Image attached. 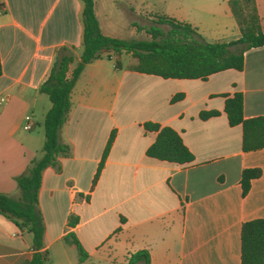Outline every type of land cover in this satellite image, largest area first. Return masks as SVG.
I'll list each match as a JSON object with an SVG mask.
<instances>
[{
  "label": "crops",
  "instance_id": "crops-1",
  "mask_svg": "<svg viewBox=\"0 0 264 264\" xmlns=\"http://www.w3.org/2000/svg\"><path fill=\"white\" fill-rule=\"evenodd\" d=\"M0 193L19 196L15 181L42 153L43 121L51 107L39 91L56 49L82 51L81 0H0ZM95 0L102 34L120 33L113 10L141 19L140 27L164 15L190 23L208 42L240 37L231 0ZM264 31V0H255ZM115 15V16H112ZM130 20L137 31L136 21ZM130 36V35H129ZM128 39H130L128 37ZM134 59V60H131ZM125 59V60H124ZM101 55L83 68L70 95L67 120L59 131L67 156L59 170L43 171L38 200L45 225L46 264H119L147 250L150 264H240L241 227L264 219V148L244 152L242 128L231 126L225 95L241 92L245 118L264 115V45L244 53L242 70L226 69L206 79H164ZM176 93H183L171 101ZM218 115L201 119V111ZM31 116V129L25 117ZM151 121L173 128L193 154L177 164L146 155L156 132ZM114 139L95 181L106 143ZM260 168L242 194L241 174ZM71 216L78 218L69 225ZM73 233L88 253L78 261ZM32 234L0 213V264H30Z\"/></svg>",
  "mask_w": 264,
  "mask_h": 264
},
{
  "label": "trees",
  "instance_id": "trees-1",
  "mask_svg": "<svg viewBox=\"0 0 264 264\" xmlns=\"http://www.w3.org/2000/svg\"><path fill=\"white\" fill-rule=\"evenodd\" d=\"M82 2V51L80 59L69 73L70 64L75 60L74 47L63 45L56 49L50 73L40 85L39 91L48 96L51 107L46 112L44 127V143L41 156L32 159L26 170L16 176L15 181L19 196L13 198L0 193V213L10 217L20 229H26L32 234L33 256L30 264H46L47 250H44L45 225L39 209V188L43 171L48 167L59 170L60 156L69 154V146L59 140V131L70 109V95L74 84L86 64L105 55L114 61L115 67H120L118 59L122 53L130 54L136 59L133 69L140 73L152 74L164 79H206L208 76L226 70H242L244 53L252 48L264 45V31L255 0H231L229 6L239 26L240 37L229 42H208L190 23L175 18L159 15L152 24L140 27L144 30L145 39H121L102 34L95 15V0ZM4 3L0 1V8ZM161 25H167L163 29ZM104 51L98 57L94 54ZM2 72L0 62V75ZM224 112L231 126L240 125L242 128V150L244 152L264 148V115L245 118L243 114V95L235 92L225 95ZM183 93H176L171 101H177ZM217 110L201 111L199 117L207 119L218 115ZM145 129L156 132L154 142L147 148L146 155L161 161L180 165L193 161V154L183 143L180 135L169 126L146 121ZM114 139L111 133L101 161L98 165L93 182L95 183L104 160ZM261 175L260 168H247L241 174L242 194L249 191L251 180ZM78 221L71 216L69 225L74 226ZM241 263L264 264V219L246 221L241 227ZM73 243L78 252V261L88 258V253L82 247L73 233L65 237ZM119 264H150L147 250H138L131 254L127 261Z\"/></svg>",
  "mask_w": 264,
  "mask_h": 264
},
{
  "label": "rangeland",
  "instance_id": "rangeland-1",
  "mask_svg": "<svg viewBox=\"0 0 264 264\" xmlns=\"http://www.w3.org/2000/svg\"><path fill=\"white\" fill-rule=\"evenodd\" d=\"M128 6V1L127 0H124L123 3H122V7H126ZM115 12V15H119V18L116 17L115 15L112 14V16H115L116 17V21L119 22L117 25H118V28L120 29V33L125 35V37L128 39V37L130 39H137V38H140V39H145L147 38V35L146 33L144 32V34H141V35H135V28L133 26H130V20L133 21L134 20V17H132V15L129 13H127V15H123L120 10H113ZM136 21V26L138 25H141V19H136L134 20ZM161 27L163 29H167L168 26L167 25H161ZM130 35V36H129ZM120 59V57L118 58ZM125 60V59H124ZM131 60H134L131 58Z\"/></svg>",
  "mask_w": 264,
  "mask_h": 264
},
{
  "label": "built area",
  "instance_id": "built-area-1",
  "mask_svg": "<svg viewBox=\"0 0 264 264\" xmlns=\"http://www.w3.org/2000/svg\"><path fill=\"white\" fill-rule=\"evenodd\" d=\"M26 124H25V129L29 130L31 129L32 123H31V116L27 115L25 117Z\"/></svg>",
  "mask_w": 264,
  "mask_h": 264
},
{
  "label": "water",
  "instance_id": "water-1",
  "mask_svg": "<svg viewBox=\"0 0 264 264\" xmlns=\"http://www.w3.org/2000/svg\"><path fill=\"white\" fill-rule=\"evenodd\" d=\"M104 51H97V52H95V54H94V56L95 57H98L100 54H102Z\"/></svg>",
  "mask_w": 264,
  "mask_h": 264
}]
</instances>
